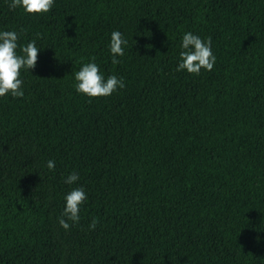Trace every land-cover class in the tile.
I'll use <instances>...</instances> for the list:
<instances>
[{"label":"trees","instance_id":"obj_1","mask_svg":"<svg viewBox=\"0 0 264 264\" xmlns=\"http://www.w3.org/2000/svg\"><path fill=\"white\" fill-rule=\"evenodd\" d=\"M9 3L0 29L43 49L0 98V264H264V0ZM185 32L211 39V71H176ZM90 57L125 87L77 94ZM73 170L87 201L65 230Z\"/></svg>","mask_w":264,"mask_h":264},{"label":"clouds","instance_id":"obj_2","mask_svg":"<svg viewBox=\"0 0 264 264\" xmlns=\"http://www.w3.org/2000/svg\"><path fill=\"white\" fill-rule=\"evenodd\" d=\"M55 0H10L11 10L21 9L29 16L47 14L54 6ZM20 34L15 30L0 29V98H23L24 88L21 70L28 72L35 68L38 53L43 47H38L36 41L18 44ZM128 40L123 33L114 30L110 34L107 45L108 53L113 64H118L119 57H123ZM179 59L176 71L199 75L201 70L211 71L216 63V56L212 52L211 39L185 32L181 37ZM19 49V52L17 51ZM74 91L77 94L91 98L108 97L118 89L125 87L122 77L116 75L105 76L100 70L95 57H90L88 62L81 63L79 70L74 72ZM46 168L53 170L55 162L48 160ZM79 179V174L74 170L65 178L64 183L69 186V191L63 197V211L57 218L59 225L68 230L70 223L80 221V210L87 201V194L83 186L72 187ZM96 220L93 219L90 229H95Z\"/></svg>","mask_w":264,"mask_h":264}]
</instances>
